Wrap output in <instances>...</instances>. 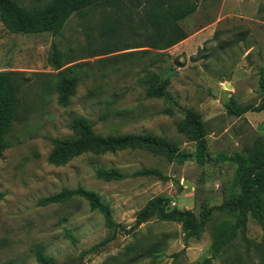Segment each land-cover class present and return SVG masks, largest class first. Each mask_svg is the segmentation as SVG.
Wrapping results in <instances>:
<instances>
[{
  "label": "rangeland",
  "instance_id": "1",
  "mask_svg": "<svg viewBox=\"0 0 264 264\" xmlns=\"http://www.w3.org/2000/svg\"><path fill=\"white\" fill-rule=\"evenodd\" d=\"M16 1L31 7L49 0ZM183 1L194 4L180 21L186 37L142 56L135 52L146 47H131L140 44L129 27L131 0L74 13L57 35L11 33L0 21V70L20 71L25 79L17 117L0 153V264H37V249L54 264H202L206 258V264H264V233L250 216L243 233L216 255L211 254V229L224 218L219 212L187 239L177 222L152 218L133 226L137 210L156 195L167 198L168 207L196 214L220 204L235 164L215 160V155L243 153L264 137V110L240 116L227 111L230 100L241 105L260 101L264 0ZM117 14L118 34L102 35L101 28ZM53 41L71 60L64 66H74L76 85L66 105L58 104L54 93L43 99L38 93L56 72L48 59ZM153 74L169 80L163 96L145 94ZM188 110L205 125L208 160L203 165L193 160L194 142L177 130ZM75 117H84L100 135L166 136L178 144V152L169 159L125 148L85 152L63 165L48 163L50 138L71 136ZM144 167L165 177L131 175ZM99 168L115 169L124 177L99 179ZM77 186L98 194L125 229L93 251L89 249L109 235L99 212L81 197L39 202Z\"/></svg>",
  "mask_w": 264,
  "mask_h": 264
},
{
  "label": "trees",
  "instance_id": "2",
  "mask_svg": "<svg viewBox=\"0 0 264 264\" xmlns=\"http://www.w3.org/2000/svg\"><path fill=\"white\" fill-rule=\"evenodd\" d=\"M120 0H49L42 6L26 7L16 0H0V21L11 33H41L49 32L57 35L61 32L68 18L86 9L102 4L119 5ZM119 8V7H116ZM194 10L192 2L183 0H131V33L140 40V44L131 47H146L135 52L136 55L151 53V50L167 48L186 37V31L180 21ZM129 13L124 16V22L130 21ZM115 21L105 24L100 33L112 36L118 34L117 21L120 15H115ZM113 19V20H114ZM119 19V20H118ZM137 31V32H136ZM127 48V47H126ZM121 48H115L119 50ZM108 49V52L114 51ZM134 53V54H135ZM49 63L56 70L51 79L39 85L38 93L43 97L48 93L56 95L60 105H66L73 94L76 77L72 73L74 66L65 64V54L57 44L52 42L49 54ZM259 84L262 89L260 101L257 104H237L230 100L227 105L228 113L240 116L246 111L264 110V67L260 71ZM151 84L146 88L148 97H160L165 93L168 78L159 79L156 74L151 76ZM23 73L16 70H0V153L4 149V137L12 121L17 117L18 107L21 104L19 93L23 88ZM43 96V97H42ZM71 136L50 138L51 149L47 155V162L54 165H63L71 158L85 152H113L125 148L145 149L153 154L163 155L169 159L178 152V144L161 135L125 133L121 135H100L93 132L91 123L84 117H75L69 124ZM177 130L194 142L193 160L203 165L207 160L206 129L199 114L188 110ZM215 160H228L235 164L232 179L227 195L218 205L202 207L196 214L190 209H176L168 207L167 198L156 195L149 198L135 213L133 226L149 219L177 222L185 239L196 236L213 212H219L224 218L216 222L211 229V254L216 255L224 249L239 233H243L248 216H250L264 233V137H259L252 147L243 153L229 154L219 152ZM96 177L102 180L120 179L124 174L115 169L99 168ZM132 176L156 175L165 176L154 168H141L134 171ZM2 193L0 192V198ZM72 197H81L90 209L99 212L109 229V235L99 243L93 245L89 251L113 239L118 231H125L124 227L115 222L111 215L108 203L104 202L94 191L81 186L62 188L59 192L41 197L40 203H57ZM37 264H54L50 256L40 250L35 252ZM208 258L202 264H206Z\"/></svg>",
  "mask_w": 264,
  "mask_h": 264
}]
</instances>
